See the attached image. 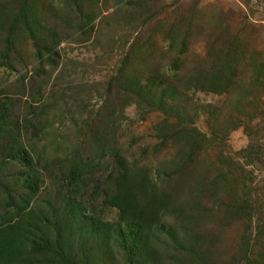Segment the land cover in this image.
<instances>
[{"label":"rangeland","instance_id":"rangeland-1","mask_svg":"<svg viewBox=\"0 0 264 264\" xmlns=\"http://www.w3.org/2000/svg\"><path fill=\"white\" fill-rule=\"evenodd\" d=\"M94 4L102 15L90 31L91 26L78 24L74 6L39 0L43 25L55 35L46 45L20 36L10 59L13 67L0 62V93L12 95L14 114L22 118L25 104L34 100L51 107L48 115L42 114L47 122L38 146H46V153L40 162L51 166L54 156L79 154L93 157L95 164L103 153L98 161L102 165L93 173L101 184L110 175L108 169L116 167L112 153L118 146L140 181L142 170L153 174L159 164L171 165L180 146L191 147L177 133L181 126L176 122L183 116L186 126L197 129L198 147L191 149L186 168L165 183L174 198L163 211L177 226L180 213L195 215L183 219L195 237L192 252L177 253L173 264H264V0ZM4 36L1 29L0 38ZM229 43L235 49L238 45L243 57L236 76L226 78L232 83L227 91L217 92L224 78L208 84L205 74L216 68L214 58ZM127 70L176 86L181 91L176 94L178 115L168 117L123 90L119 77ZM33 123L30 119L26 126ZM169 131L175 136L163 141L161 136ZM100 144H105L103 149ZM248 145L252 155L239 159ZM229 156L236 167L223 163ZM40 169L39 192L45 196L58 182ZM94 179L87 183L89 194ZM105 210L107 220L117 219L115 209Z\"/></svg>","mask_w":264,"mask_h":264},{"label":"trees","instance_id":"trees-1","mask_svg":"<svg viewBox=\"0 0 264 264\" xmlns=\"http://www.w3.org/2000/svg\"><path fill=\"white\" fill-rule=\"evenodd\" d=\"M64 1L75 7L78 24L82 28L91 26L90 31L102 15L94 0ZM38 4L39 0H0V30L5 34L0 38V62L8 68L13 67L10 59L20 36L46 45L55 35L43 25ZM234 49L227 44L219 57L214 58L218 59L216 68L205 74L208 84L217 85L224 78L217 85L220 87L217 92L227 91L225 87L232 83L226 78L229 80L230 75L237 74L243 51L238 45ZM121 73L123 90L144 103H151L168 117L178 115L176 94L181 91L176 86L162 85L160 78H144L143 74L129 70ZM42 101L25 104L21 118L20 114H14L12 95L0 93V264H173L177 253L192 252L195 236L184 228L183 222L195 215L180 213L182 219L177 226L168 222L163 209L174 198L164 187L165 183L186 168L194 153L191 149L198 147L197 129L186 126L183 116L179 118L176 124L181 127L177 133L183 142L190 141L191 147L180 146L171 165L159 164L153 174L142 170L140 174L144 172L145 177L140 181L139 173L116 146L112 153L116 167L108 169L110 175L101 179L100 184V178L93 173L101 167L98 161L103 159V153L95 164L93 157L85 159L79 154L54 156L51 166L40 162V156L46 153V146H38L47 122L42 114L48 115L51 108ZM186 109L182 108L183 115H187ZM30 119L35 123L26 126ZM174 136L169 131L161 138L164 141ZM104 145L100 144L99 148L103 149ZM253 151L252 145H248L238 158L246 159ZM230 162L236 167L234 156L223 163ZM40 166L58 182V187L50 188L45 196L39 192L43 183ZM92 178L96 183L92 186L93 194H89L86 186ZM100 198L102 204L97 202ZM106 207L117 211L116 220H107Z\"/></svg>","mask_w":264,"mask_h":264}]
</instances>
